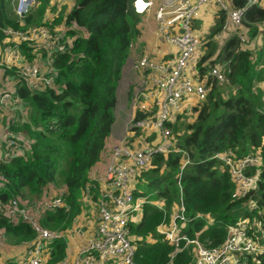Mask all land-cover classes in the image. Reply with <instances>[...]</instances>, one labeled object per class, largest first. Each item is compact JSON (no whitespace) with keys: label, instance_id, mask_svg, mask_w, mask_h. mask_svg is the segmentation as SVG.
Wrapping results in <instances>:
<instances>
[{"label":"trees","instance_id":"16d2710c","mask_svg":"<svg viewBox=\"0 0 264 264\" xmlns=\"http://www.w3.org/2000/svg\"><path fill=\"white\" fill-rule=\"evenodd\" d=\"M130 1L73 0L58 8L49 6L48 0H36L19 22L9 3L0 0L1 47L6 44V27L20 31L45 27L59 39L57 45L54 39L41 47L20 44L26 59L40 56L47 62L51 86L34 90L14 70L0 69V78L14 80L22 99L21 111L7 119L20 152L0 164L5 176L0 189L4 241L0 258L7 264H16L23 251V247L20 252L12 249L34 237L27 221L16 222L5 212L12 198L31 204L63 192L64 206L49 209L38 219L41 226L58 232L71 227L85 195L96 200L89 172L108 154L130 44H139L145 31L144 18L131 10ZM226 1L239 8L247 0ZM224 20V13L214 8L209 30L196 26L200 46L193 59L194 75L211 84V90L205 100L186 104L167 122L178 151L155 154L133 177L132 194L141 200L128 220L135 264H193L197 246L185 244L183 237L213 247L225 240L230 225L252 219L264 227V43L249 48L264 36L263 5L245 11L238 29L245 42L237 30H230L221 41L213 39ZM216 65L222 67L227 82L211 80L209 71ZM154 136L135 129L136 138ZM227 153L235 160L248 154L261 160L253 169L257 187L244 198L231 197L234 182L229 168L214 157ZM173 215H178L180 251L158 231L159 225L171 228ZM48 247L44 264H59L65 257L64 240L56 238ZM259 264H264V257Z\"/></svg>","mask_w":264,"mask_h":264},{"label":"built area","instance_id":"2783aa9c","mask_svg":"<svg viewBox=\"0 0 264 264\" xmlns=\"http://www.w3.org/2000/svg\"><path fill=\"white\" fill-rule=\"evenodd\" d=\"M73 0H48L49 6L60 7ZM14 18L22 22L36 0H7ZM263 5L264 0H247L239 8H231L226 0H131V10L144 18L149 46L140 49L138 44H130V55L124 67L122 80L127 100L132 108L127 115L124 137L109 146L108 159L101 171H90L89 179L97 192L92 215L73 233L85 235L83 241L72 252L68 250L59 264H135L134 247L129 238L128 220L139 209L141 200L132 194L134 175L147 166L158 153L178 151L170 139L167 122L182 111L193 100H205L211 90L195 78L193 59L200 46V36L196 23L206 13L208 7L216 8L225 15L224 23L213 39L222 40L230 30L241 27L248 7ZM4 43L0 46V69L14 70L25 79L32 89L42 90L53 84L47 62L40 56L28 60L21 53V43H37L46 46L49 41L58 44V37L45 28L20 31L10 27L3 29ZM239 38L246 37L239 32ZM149 34V36H148ZM142 40V38H141ZM209 75L212 81L227 82L219 65L213 66ZM264 85V78H263ZM16 82L9 77L0 79V164L16 156L20 150L16 135L10 129L7 119L21 111L22 99L18 95ZM142 116L136 117V112ZM135 129L154 133L151 140L134 137ZM146 136V135H145ZM134 137L128 142V139ZM228 166L234 182L232 196L241 199L248 195L257 184L253 169L261 165L257 155L248 154L235 160L231 153L215 154ZM187 162V160H186ZM5 176L0 172V189ZM64 206L63 192L54 198L42 197L29 203L12 198L4 210L14 221H27L34 237L22 245L23 251L17 256L16 264H44L47 260L49 243L56 238H64L69 231H52L40 225L38 219L49 209ZM254 206V205H253ZM88 226H85L87 225ZM173 226V223H172ZM164 231V238L180 251L181 238L176 235L175 226ZM254 227V229H253ZM176 229V230H175ZM185 244L197 246L193 264H259L264 257V227L260 228L252 219L227 228L225 240L213 247L203 246L185 237ZM4 241L0 235V253ZM66 248V243H65ZM0 264H7L0 258Z\"/></svg>","mask_w":264,"mask_h":264},{"label":"crops","instance_id":"0c3cea01","mask_svg":"<svg viewBox=\"0 0 264 264\" xmlns=\"http://www.w3.org/2000/svg\"><path fill=\"white\" fill-rule=\"evenodd\" d=\"M7 1V0H6ZM10 6V5H9ZM9 9L11 10L10 11V13H12V15H13V10H12V8L11 7H9ZM208 11H207V13L201 18V19H199L198 21H197V23H196V26L197 25H201L202 26V28L205 30V28H207V26L209 25V24H212L213 23V13H214V8H210V7H208V9H207ZM14 16V15H13ZM198 30V29H197ZM148 36H149V34H148ZM142 38V40H141V42L140 43H143L142 45L139 43L138 44V47H141L140 49H146L147 51H148V46H149V39H148V37H141ZM1 79V78H0ZM118 91H119V85H118ZM119 94V93H118ZM117 115H118V119L121 121V126H116V125H113V129H112V134H111V136H110V139H109V142H108V148H109V146L110 145H112V144H114L115 142H117L118 140H120V138L123 136V133H124V130H125V125H126V119H127V111L126 112H122L121 110H118V113L116 114V119H117ZM116 121V120H115ZM108 153H109V151H108ZM107 159H108V154H107V156L104 158V160H103V164L102 163H100V162H98L93 168H92V170L91 171H101V169H102V167L105 165V163L107 162ZM87 200H89L87 197H86V195L83 197V203H86V201ZM88 206H85V208H87ZM88 209V208H87ZM93 209V208H92ZM88 210H90V209H88ZM92 213H93V211H92ZM79 215V214H78ZM77 215V216H78ZM80 215L82 216L81 218H82V220H81V223H79V224H76L75 225V227H77V228H80V227H83L84 225L83 224H85L86 223V220L89 218V216L87 215V212H85L84 210H81V212H80ZM76 216V217H77ZM76 219H74V221H75ZM74 221H73V223H74ZM73 225V224H72ZM72 225H71V227H72ZM85 226H88V224L87 225H85ZM70 227V228H71ZM70 228L69 229H67L66 231H69L70 230ZM85 235H86V233H85ZM85 235L83 236V234L82 235H76V234H72V235H69V233L66 235L67 236V242H65L66 243V248H65V253L66 252H68V250H70L71 252L73 251V250H75L76 249V247L83 241V238L85 237ZM22 246H20V247H15V248H13L12 249V251H19L20 252V250H22V248H21Z\"/></svg>","mask_w":264,"mask_h":264},{"label":"rangeland","instance_id":"374dc122","mask_svg":"<svg viewBox=\"0 0 264 264\" xmlns=\"http://www.w3.org/2000/svg\"><path fill=\"white\" fill-rule=\"evenodd\" d=\"M262 25V24H261ZM210 26H211V24H209L208 26H207V28H205L206 30H209V28H210ZM264 40V36H263V34L262 35H259L258 36V39L255 41V43H250L249 44V48L251 49V50H255V49H257V47H258V45H261L262 43H264L263 42V40ZM221 41V40H220ZM124 67H126V63H125V65H124ZM123 73H124V68H123ZM124 82L123 81H121L120 83H119V91H118V105H117V112H116V114L118 113V110H121L122 112H126L127 111V115L129 116V114H130V112H131V108H132V105H131V102H130V100H127V94L125 93V88H124V84H123ZM130 111V112H129ZM127 117V116H126ZM192 117V116H191ZM114 125H116V126H121V121L118 119V115H117V119H116V121L114 122ZM170 130V129H169ZM125 133V132H124ZM124 133H123V136L120 138V139H122L123 137H124ZM100 163H102V161L100 162ZM103 164V163H102ZM256 187H257V184L252 188V190H255L256 189ZM233 191H234V189H233ZM233 191H232V194H233ZM232 194H231V197L233 198V199H235L233 196H232ZM87 197V196H86ZM28 201V200H27ZM85 206H88L87 208L88 209H90V210H88L87 208H85ZM94 207V203H90L88 200L86 201V203H83V205H82V210H84L85 212H87V215L88 216H91L92 215V213H91V211H92V208ZM81 212V211H80ZM82 216L80 215V213H79V215L75 218L76 220L74 221V223H72L73 225H72V227L70 228V230H69V235H72L73 234V231L77 228V227H75V225L76 224H79V223H81V220H82V218H81ZM180 217V216H179ZM177 219H178V215L177 216H175V215H173L172 216V223H173V226H175V228H177L178 227V222H177ZM172 223H171V226H172ZM172 226V227H173ZM174 228V227H173ZM69 229V228H68ZM176 230V229H175ZM158 231L159 232H161V233H164V231H167V229L165 228V225H159L158 226ZM65 240H64V242H67L68 240H67V236L64 238Z\"/></svg>","mask_w":264,"mask_h":264}]
</instances>
